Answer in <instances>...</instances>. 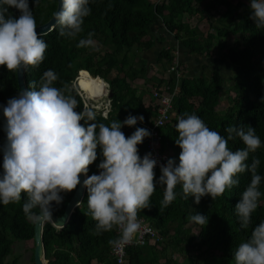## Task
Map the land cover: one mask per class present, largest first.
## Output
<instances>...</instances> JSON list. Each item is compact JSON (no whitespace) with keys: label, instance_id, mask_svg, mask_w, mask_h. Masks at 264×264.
Here are the masks:
<instances>
[{"label":"trees","instance_id":"16d2710c","mask_svg":"<svg viewBox=\"0 0 264 264\" xmlns=\"http://www.w3.org/2000/svg\"><path fill=\"white\" fill-rule=\"evenodd\" d=\"M37 26L47 22L55 12L56 0H28ZM204 0H89L91 9L83 24V32L76 39L62 37L54 27L49 33L40 36L48 48L45 59L36 68L24 70L26 89L32 82H39L42 74L52 69L58 74L56 87L67 85L69 92L78 101L77 110L90 108L96 113L95 123L108 124L111 121H123L129 114L143 116V122L133 127H123L125 136H130L138 127L146 129L156 115L153 103L146 105L144 98L151 96V89L156 88L169 93L175 87L172 76L166 75L154 84L147 77L148 62L140 58L134 48L150 49V41L143 44L145 38L151 39L154 26L161 23L162 30L172 35L182 48L189 54L203 56L209 52L215 42L221 38L235 37L232 44H224L221 49V62L238 67L239 78H235L236 96L225 112L218 113L223 86L218 79H210L205 74L199 77H182L179 82V92L175 98L172 114L174 118L168 121L160 130L163 148L179 163L181 149L175 144L178 136L175 125L180 115L187 112L198 115L206 125L221 135L227 137L225 128L243 124L245 128H255L256 135L261 139V147L255 153H250L247 163L250 165L254 158L260 160L257 174L262 180L259 190L262 195L258 208L253 213L252 223L247 229H241L235 214V205L241 198V193L250 183L251 173L246 171L238 174V186L226 190L224 195L215 200L204 196L200 203L194 202V197L188 200L182 198V190L177 185L176 199L164 209L160 208L164 188L159 184L152 195L151 207L138 213L158 231L162 242L130 247L127 250V264H234L232 252L242 242H246L255 225L264 221V29H257L251 15L250 1L240 3L236 10L231 11L230 0H213L212 9L222 6L223 13L210 28L215 34L207 33L203 38L198 28L191 27L183 20L186 16L198 13ZM11 14L19 16L16 9H10ZM89 32L94 33L92 43L100 45L102 51L78 48L79 39L87 38ZM227 46V47H226ZM174 50L162 48L155 58L157 65L168 66L173 61ZM114 73V77H108ZM83 84L81 91L74 86L77 78ZM102 80L100 82L98 79ZM143 81V86L135 87L134 81ZM112 93L107 99V113L103 116L104 108L95 109V104H102L107 98V91ZM107 85V86H106ZM92 90V91H91ZM16 73L8 72L0 66V106L6 105L8 99L18 94ZM96 95V96H95ZM86 104V106H85ZM0 119L5 123L2 107ZM83 123V121L81 122ZM147 137L138 145L141 156ZM229 148L235 151L244 147L243 142L236 138L229 141ZM102 160L100 149H97V160L89 166L88 175L97 174L98 164ZM156 180L161 173L155 171ZM70 193L62 194L63 202L53 205L52 213L56 216L63 214L64 207L71 197ZM27 199L22 194L19 202L3 205L0 203V264L9 255L13 241H28L33 239L34 222H31L23 211ZM87 191L68 223L60 230L50 223H45L42 231L44 260L46 264H115L111 256L109 241L116 240V230L95 234V221L86 215ZM38 215L40 210L34 209ZM202 214L208 217V223L202 227L190 222L191 214ZM35 219V218H34ZM191 223L196 231H193ZM219 250L220 256L213 253ZM179 257L180 261L176 259ZM14 264V263H13ZM33 263V256L31 263Z\"/></svg>","mask_w":264,"mask_h":264},{"label":"clouds","instance_id":"9594fccd","mask_svg":"<svg viewBox=\"0 0 264 264\" xmlns=\"http://www.w3.org/2000/svg\"><path fill=\"white\" fill-rule=\"evenodd\" d=\"M88 5L89 0H60L59 10L53 13L60 36L76 39L83 32L84 20L91 13ZM13 8L20 13L18 17L11 14ZM250 10L249 19L257 29H264V0H250ZM93 35L89 32L87 38L79 39L77 47H90ZM47 48L37 32L28 0H0V66L12 73L39 67ZM58 79L55 71L46 70L39 82L19 90L0 106L6 133V141L0 146V203H17L23 194L28 219L38 218L34 209L52 218L53 205H60L62 194L75 190L83 175L86 215L95 221V234L116 230L117 239L109 243L120 247L132 243L140 231L138 213L151 207L157 184L164 188L160 204L164 209L176 199L177 185L183 199L191 196L199 204L204 196L215 200L238 186L237 175L248 171L251 180L235 205V214L241 229L251 225L262 195V177L257 174L260 160L247 163L250 153L261 147L255 128L229 126L225 137L198 115L183 113L175 125V144L181 149L179 163L169 158L160 165L156 180L157 160L151 153L141 157L138 150L151 133L138 127L126 137L121 130L142 123L144 117L129 114L123 121L95 123L93 110H77L78 101L67 85L54 86ZM236 138L244 147L233 151L228 145ZM98 148L102 155L99 174L88 175ZM189 220L202 227L208 223V217L199 213L191 214ZM232 256L234 264H264V221L254 226L250 238L240 243Z\"/></svg>","mask_w":264,"mask_h":264},{"label":"rangeland","instance_id":"374dc122","mask_svg":"<svg viewBox=\"0 0 264 264\" xmlns=\"http://www.w3.org/2000/svg\"><path fill=\"white\" fill-rule=\"evenodd\" d=\"M212 1L213 0H204L203 4L200 6L201 9H199L198 13H196L195 15H191L189 17L186 16V19H188L189 21V22L187 21L188 24L190 26L196 25L200 34L203 37L209 31L215 34V31L210 28V24H212L210 22L216 23L219 20L220 15L224 11V8L222 6H218V7H215L216 9H212V7L210 6ZM230 1L232 2L231 10L234 12L240 3L250 1V0H230ZM215 12L216 14H214ZM153 30L154 32H153V36L151 37V39L149 38L148 40V38H145L143 40V44H146L148 43V41H150L152 44V47L150 49H144L143 47L139 46V47H135L134 50L140 58L142 59L144 58L148 61L147 77L151 78L154 84H157L159 80H161L162 78H165V76L167 75V70H168L167 68H169L168 66L166 67L164 65H157L155 63V58L158 55L159 50L162 48H166V49L170 48L174 50L176 49L175 46L177 47V45L174 40L170 39V36L168 35V33L162 30L161 23L156 24ZM164 34H167L168 39L165 40ZM234 40H235V37L231 36L227 40L224 38H221L219 42H215L212 46L213 53L212 54L208 53V58H212V56H214V54L216 53L219 56L220 54L219 51L221 49L223 50V52L224 50H226L225 47H222L223 42H225V44L230 45L233 43ZM92 45H93L92 49L96 51H102L103 49L100 45L96 44L95 42L92 43ZM184 54L185 52L183 53V55L181 53L176 54V55L175 53H173V56L175 58L173 61L180 62L178 64L180 66V71L182 72V77L194 78V77H199L201 74H205L210 79L211 78L218 79L219 81H221L222 86H223V92H222L219 105L216 107V111L218 113L225 112L226 108H228L232 104L231 102L236 96V92H235L236 82L234 81V79L239 78L241 76V73H238V70L234 71L233 69H230L229 67L223 68L219 64V59L218 58L216 59L215 57H214L215 59H209V60L216 61L215 63L217 64V66L215 65L214 67H212L211 65H209L208 62H206V59L203 56L195 57V59L192 60V62H194L192 64L191 59L188 60L187 58L188 53L186 54V56H184ZM204 65L207 66L206 69H203ZM168 75L171 76V74H168ZM113 77H114V73L111 74L108 78L112 79ZM80 78L84 79L83 77L79 76L76 82H74V86L77 87L81 91V94H82L83 84ZM84 81H85V85L87 86L86 80ZM133 85L135 87L141 88L143 86V81L142 80L134 81ZM102 86L104 87L103 83H102ZM152 90L153 89H151V93H150L151 95H152ZM107 99L108 97L102 104L93 103L94 107L96 109H100L102 107L104 108L106 106ZM4 124H5L4 121L0 119V146H2L6 141V133L4 132ZM0 164H2V155H0ZM34 220L35 219L33 218L30 221L34 222ZM188 224L191 227V223H188ZM191 229L193 231H196L193 227H191ZM11 239L13 241L11 251L9 255L5 258L4 263L5 264H13V263L14 264H30L31 258L33 256V251H34L33 239H30L28 241H17L13 238ZM213 254L219 257L221 252L219 250H216ZM176 259L180 261L178 256H176Z\"/></svg>","mask_w":264,"mask_h":264},{"label":"built area","instance_id":"2783aa9c","mask_svg":"<svg viewBox=\"0 0 264 264\" xmlns=\"http://www.w3.org/2000/svg\"><path fill=\"white\" fill-rule=\"evenodd\" d=\"M158 2L160 0H157ZM176 55V53H175ZM179 62H175L173 66L167 68V74H171L175 80V87L169 92L165 93L159 89L153 88L152 90V103L156 107V115L152 118L151 123L146 126V129L151 133L150 137H147L145 149L141 155L143 157L146 153H151L153 158L157 160V166L154 171L160 173V165L166 164L169 158H172L170 153L163 148L162 136L160 130L165 126V124L170 121L173 117L172 111L174 106V101L178 95L179 82L182 77V72L180 71ZM83 97L82 94H80ZM84 98V97H83ZM85 99V98H84ZM86 106V104H85ZM95 108V107H94ZM96 109V108H95ZM107 105L104 107L102 113L106 116ZM99 174V170L96 172ZM141 223V229L136 234V237L132 243L125 246L112 245L111 256L115 260V264H127V250L130 247L144 246L145 244H157L162 242V238L158 231L155 230L147 221L138 216ZM118 237V232L116 231V239Z\"/></svg>","mask_w":264,"mask_h":264},{"label":"water","instance_id":"95a60500","mask_svg":"<svg viewBox=\"0 0 264 264\" xmlns=\"http://www.w3.org/2000/svg\"><path fill=\"white\" fill-rule=\"evenodd\" d=\"M57 5L55 12L59 10L60 0H56ZM55 27L54 17L52 16L47 22L44 24L37 26V32L40 36L45 35L52 31ZM17 76V84L19 90H26L25 81H24V70L21 69L16 73ZM112 93L108 91V97H111ZM87 99V98H85ZM86 179L85 176L81 175L80 180L81 184L77 186V188L72 193L68 202L66 203L63 214L61 216H56L52 213V218H45L41 212L37 215L38 218L34 220V234H33V242H34V251H33V263L34 264H46L44 260V248L42 243V231L45 223H50L53 227L60 230L62 229L70 220L72 214L79 207L86 189L83 187V180ZM79 202V203H78Z\"/></svg>","mask_w":264,"mask_h":264},{"label":"crops","instance_id":"0c3cea01","mask_svg":"<svg viewBox=\"0 0 264 264\" xmlns=\"http://www.w3.org/2000/svg\"><path fill=\"white\" fill-rule=\"evenodd\" d=\"M201 9V8H200ZM232 11V10H231ZM206 13V12H205ZM214 14H216V12L214 13ZM184 22H187L188 21V19H184L183 20ZM189 22V21H188ZM187 22V23H188ZM210 23H212V24H215V23H213V22H210ZM190 26V25H189ZM196 26V25H195ZM195 26H191V27H195ZM213 30V29H212ZM208 33H212V32H208ZM207 34V33H206ZM212 34H214V33H212ZM169 36H170V39H172V40H174V38H173V36L172 35H170V34H168ZM164 37H165V40L166 39H168V36H167V34H164ZM201 38H203V36L201 37ZM175 41V43H176V45H177V47L175 46V48L176 49H174V52L173 53H176V54H182L183 55V53L185 52V54H184V56H186V54L188 53V51L185 49V48H182L181 47V45L176 41V40H174ZM224 44H225V42H223V46L222 47H224ZM181 51V52H180ZM182 51H183V53H182ZM225 51V50H224ZM208 53H213L212 52V48H211V50L209 51V52H206L204 55H203V57H205V59H206V62H208L209 63V65H211L212 67H214L215 65L217 66V64L215 63L216 61L215 60H209V59H219V64L223 67V68H230V69H233L234 71H237L238 70V67L237 66H234V65H232V64H229V63H226V62H224L223 64H222V62L220 61L221 59V56L219 55H217V53L216 54H214V56H212V58H208ZM195 57H199L198 55H195V54H189L188 53V55H187V58H188V60H190L191 59V63L193 64L194 62H192V60L193 59H195ZM215 57V58H214ZM143 60H146V59H144L143 58ZM147 61V60H146ZM148 62V61H147ZM184 62V61H183ZM188 62V61H187ZM180 63V62H179ZM190 63V64H191ZM228 65H230V66H228ZM192 67H194V66H192ZM207 68V66L206 65H204L203 66V69H206ZM84 80H85V78H84ZM94 103H95V100H94ZM144 103L146 104V105H148V104H151L152 103V97L151 96H148V97H145L144 98ZM174 118V114H173V117H172V119Z\"/></svg>","mask_w":264,"mask_h":264},{"label":"bare ground","instance_id":"6f19581e","mask_svg":"<svg viewBox=\"0 0 264 264\" xmlns=\"http://www.w3.org/2000/svg\"><path fill=\"white\" fill-rule=\"evenodd\" d=\"M96 79H98L100 82H102V80L101 79H99L98 77L96 78ZM104 89H106V91H107V97H108V89L107 88H104Z\"/></svg>","mask_w":264,"mask_h":264}]
</instances>
